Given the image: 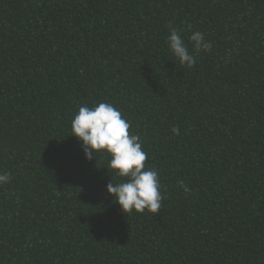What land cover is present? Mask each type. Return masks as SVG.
I'll return each instance as SVG.
<instances>
[{
	"label": "trees",
	"instance_id": "16d2710c",
	"mask_svg": "<svg viewBox=\"0 0 264 264\" xmlns=\"http://www.w3.org/2000/svg\"><path fill=\"white\" fill-rule=\"evenodd\" d=\"M170 21L212 41L192 68ZM99 102L159 170L157 213H123L71 135ZM0 170V264H264V0H0Z\"/></svg>",
	"mask_w": 264,
	"mask_h": 264
},
{
	"label": "clouds",
	"instance_id": "9594fccd",
	"mask_svg": "<svg viewBox=\"0 0 264 264\" xmlns=\"http://www.w3.org/2000/svg\"><path fill=\"white\" fill-rule=\"evenodd\" d=\"M169 25L167 47L180 65L192 68L201 53L212 50V41L206 39L203 32L193 31L189 25L187 31L190 35L186 41L181 35L183 29L171 26V21ZM70 127L71 135L82 142L85 159L97 158V153L108 157L107 169L112 170L117 181L111 180L105 185V190L123 213L147 211L155 214L159 211L164 199L159 170L146 167L148 154L143 150L141 136L130 134V122L113 104L99 102L92 107L80 106L73 115ZM171 131L174 135L180 134L178 127H173ZM10 181L11 175L0 170V186ZM178 187L186 195L191 192L183 181H178Z\"/></svg>",
	"mask_w": 264,
	"mask_h": 264
}]
</instances>
